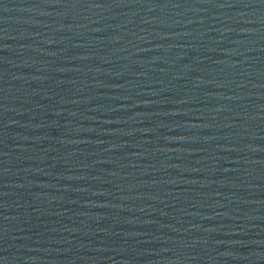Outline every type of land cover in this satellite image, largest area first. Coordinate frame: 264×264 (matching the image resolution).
<instances>
[{"label": "water", "instance_id": "1", "mask_svg": "<svg viewBox=\"0 0 264 264\" xmlns=\"http://www.w3.org/2000/svg\"><path fill=\"white\" fill-rule=\"evenodd\" d=\"M0 264H264V0H0Z\"/></svg>", "mask_w": 264, "mask_h": 264}]
</instances>
